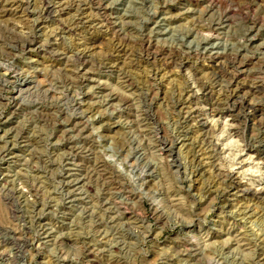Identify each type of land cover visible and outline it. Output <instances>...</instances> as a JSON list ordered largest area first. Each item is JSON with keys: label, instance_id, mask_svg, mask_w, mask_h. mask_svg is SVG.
I'll return each instance as SVG.
<instances>
[{"label": "rangeland", "instance_id": "1", "mask_svg": "<svg viewBox=\"0 0 264 264\" xmlns=\"http://www.w3.org/2000/svg\"><path fill=\"white\" fill-rule=\"evenodd\" d=\"M0 264H264V0H0Z\"/></svg>", "mask_w": 264, "mask_h": 264}, {"label": "bare ground", "instance_id": "2", "mask_svg": "<svg viewBox=\"0 0 264 264\" xmlns=\"http://www.w3.org/2000/svg\"><path fill=\"white\" fill-rule=\"evenodd\" d=\"M245 190H246V189H245ZM246 191H248V190H246ZM246 191H245V192H246ZM250 191H251V190H249V192H250ZM253 191H254V188H253ZM251 193H252V192H251ZM254 193H256V194H257V193H261V189H260V190H256V189H255Z\"/></svg>", "mask_w": 264, "mask_h": 264}]
</instances>
